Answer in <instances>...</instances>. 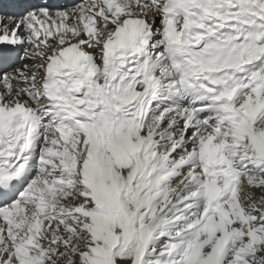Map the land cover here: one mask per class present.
Wrapping results in <instances>:
<instances>
[{
  "label": "snow or ice",
  "instance_id": "6c2138e0",
  "mask_svg": "<svg viewBox=\"0 0 264 264\" xmlns=\"http://www.w3.org/2000/svg\"><path fill=\"white\" fill-rule=\"evenodd\" d=\"M0 264H264V0H0Z\"/></svg>",
  "mask_w": 264,
  "mask_h": 264
}]
</instances>
